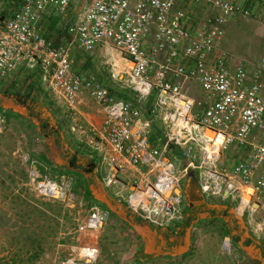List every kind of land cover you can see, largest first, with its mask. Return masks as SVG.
Masks as SVG:
<instances>
[{
    "label": "built area",
    "instance_id": "2783aa9c",
    "mask_svg": "<svg viewBox=\"0 0 264 264\" xmlns=\"http://www.w3.org/2000/svg\"><path fill=\"white\" fill-rule=\"evenodd\" d=\"M189 1L208 3L219 12L193 28L185 7ZM74 2L0 0V79L20 66H38L75 117L82 91L103 105L98 137L104 158L114 173L130 177L126 204L154 228L183 221L181 188L192 175L208 196H229L241 199L243 209L264 210V173L259 174L264 167V55L252 72L244 65L232 69L220 46L224 25L234 17H254V9L235 0H81L80 17L68 27L79 48L91 52L110 45L132 62L129 80L139 98L116 101L104 84L73 70L69 45L53 46L39 29L44 13L52 9L67 18ZM259 19L264 24V9ZM191 83L200 90L201 112L196 98L187 94ZM152 96L151 113L165 125L156 144L151 120L143 118L138 104ZM75 129L87 132L81 123ZM175 146L182 155L169 158ZM233 146L246 157L229 164L225 153ZM39 184L45 192L46 185ZM47 184L53 193L63 190L50 180ZM94 209L91 229L100 228L106 215L102 207ZM223 247L230 250L231 244L224 241ZM82 252L84 264H96L95 248ZM62 264L79 263L73 258Z\"/></svg>",
    "mask_w": 264,
    "mask_h": 264
},
{
    "label": "crops",
    "instance_id": "0c3cea01",
    "mask_svg": "<svg viewBox=\"0 0 264 264\" xmlns=\"http://www.w3.org/2000/svg\"><path fill=\"white\" fill-rule=\"evenodd\" d=\"M236 2L249 6L250 0H237ZM80 3L81 0H75L67 18L57 14L52 9L44 13L39 23L41 33L53 46L69 45L74 60L73 70L89 76L95 82L104 84L114 100L133 99L137 101L139 94L134 90L129 80L132 62L125 53L104 44L98 45L91 52H85L69 35L68 27L80 17ZM258 4L260 7L254 8L255 16L245 18L247 24L254 25L256 33L254 34L255 52H251V54L255 55L259 52V55L256 54L257 56L251 58L250 64H244L240 60L235 61L232 57L230 58L229 53L222 48V40L220 41V46L227 55V65L232 69L244 65L252 72L264 55V24L258 15H263L264 0ZM189 6L194 10V15L192 11L189 12ZM185 7L188 10V25L193 26V28L205 19L210 20L219 12L208 3L201 4L189 1ZM233 20L231 18L224 25L225 30ZM147 45L150 46V42ZM191 84L194 91L188 86L187 94L195 98V87L198 88V85ZM80 97V102L75 110L76 118L63 99L54 93L49 82L45 80L40 67L32 68L23 65L17 68L12 75L0 79V99H6L5 103L7 104L12 102L15 112L21 111L24 117L38 114L37 120L41 122L39 128L42 127L40 135L43 137V143L39 146L44 148V152L36 162L38 163L37 168L41 171L40 175H49L47 170L61 174L68 173V175L74 173L76 177H83V184L89 185V189L95 187L96 191L92 190L96 202L101 207L103 206L102 208L109 214L122 216L123 221L129 223L140 235L141 243L136 245L137 264H151V261L157 256L163 257L166 254L172 255L173 258L184 256V263L182 264H264V234L259 232L261 229L255 228L257 220H254L256 219L254 213L259 210L251 209L250 213H245L246 209L242 208L240 215L237 212L235 200L229 196L214 197L204 194L200 190L195 175L189 176L182 184L183 221L175 222L166 228L157 229L132 213L125 198L120 194L124 185L129 184L130 177L127 174H119L120 179L112 175L115 180L123 183L120 192H117L114 186H107L108 183L104 186L103 172H108L111 167L104 158V145L98 137V129L105 117L104 107L86 91H82ZM154 98L155 96H152L145 101L142 99L141 103L138 102V104L143 108V118L151 120V137L153 144H156L155 138L162 135L160 132L165 125L160 120L154 119L151 113L150 107ZM77 123H81L87 132L77 131L75 129ZM238 148L240 150V147ZM228 154L229 151L225 153V156L229 160ZM181 155L182 151L178 146H175L173 154L172 156L169 155V158H178ZM89 165H93V169L90 172L84 171ZM42 169L46 172L43 173ZM113 169H110L112 173ZM115 173L117 172L115 171ZM262 173H264V167L259 170V174ZM112 177L110 179H113ZM215 219L223 221L227 232L224 235V240L235 249L234 257L224 253V247L217 239H194V230H201L205 222L215 221ZM250 221L254 222L253 227H249L248 222L250 223ZM208 227L209 225L205 231L208 230Z\"/></svg>",
    "mask_w": 264,
    "mask_h": 264
},
{
    "label": "rangeland",
    "instance_id": "374dc122",
    "mask_svg": "<svg viewBox=\"0 0 264 264\" xmlns=\"http://www.w3.org/2000/svg\"><path fill=\"white\" fill-rule=\"evenodd\" d=\"M262 2L250 0L249 6L259 8L258 3ZM188 9L194 15L190 6ZM232 20L225 30L222 48L235 61L250 64L251 58L259 55V52L257 55L251 54L255 52L254 25L247 24L244 17ZM190 89L194 91L192 85ZM194 93L196 111L201 112L199 88L195 87ZM6 101L0 99V264H62L64 260L73 258L77 263L84 264L82 250L85 247L96 249V264H137L136 250L141 240L135 228L123 221L122 216L109 214L104 208L102 211L106 215L100 228H89V220L95 213L94 207H101L94 198L95 187L89 189V185L83 184V177H76L74 173L68 175L47 170L49 175H40L36 162L44 148L39 146L43 143V137L40 135L42 127L39 128L41 122L37 120L38 114L24 117L21 111L15 112L12 102L7 104ZM160 133L163 135L164 129ZM228 157L229 164H232L244 159L246 153L233 146ZM121 173H112L110 169L103 172L104 186L108 183L107 186H114L120 192L123 183L112 175L120 179ZM110 177L114 179L113 183L108 182ZM48 180L56 183L58 189L62 187L61 193H53L47 184ZM39 183L46 185L45 192ZM127 193L124 185L120 194L125 197ZM248 196L250 198V194ZM240 202L241 199L235 200L237 212L241 215L243 207ZM245 209V213H250L252 208ZM255 214V228L258 227L261 229L259 232L264 234V210ZM252 224L253 221L248 222L249 227H253ZM224 227L223 221L219 219L205 222L201 230H194V239H217L223 245L227 233ZM223 251L232 257L235 255L233 247L230 250L224 248ZM179 258L166 254L157 256L151 264L184 263L185 257Z\"/></svg>",
    "mask_w": 264,
    "mask_h": 264
},
{
    "label": "bare ground",
    "instance_id": "6f19581e",
    "mask_svg": "<svg viewBox=\"0 0 264 264\" xmlns=\"http://www.w3.org/2000/svg\"><path fill=\"white\" fill-rule=\"evenodd\" d=\"M209 134H212V133L210 132ZM56 192H57V191H56ZM56 192H55V193H56ZM58 192H59V191H58ZM250 192H251V190L248 188V189L246 190V193H245V198H246V199L249 198L248 195L250 194ZM56 194H59V193H56Z\"/></svg>",
    "mask_w": 264,
    "mask_h": 264
},
{
    "label": "trees",
    "instance_id": "16d2710c",
    "mask_svg": "<svg viewBox=\"0 0 264 264\" xmlns=\"http://www.w3.org/2000/svg\"><path fill=\"white\" fill-rule=\"evenodd\" d=\"M92 169H93V165H89L86 169H84V171L90 172Z\"/></svg>",
    "mask_w": 264,
    "mask_h": 264
}]
</instances>
